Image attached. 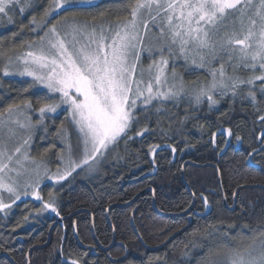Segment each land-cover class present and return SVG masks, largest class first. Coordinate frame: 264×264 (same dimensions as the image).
Here are the masks:
<instances>
[{
  "label": "trees",
  "instance_id": "1",
  "mask_svg": "<svg viewBox=\"0 0 264 264\" xmlns=\"http://www.w3.org/2000/svg\"><path fill=\"white\" fill-rule=\"evenodd\" d=\"M36 1L40 2L37 22H41L50 0ZM133 3L104 0L73 11L78 22L97 28L114 26L130 18ZM33 16L29 13L24 21L4 25L0 55L22 54L26 44L36 40ZM59 19L60 14L51 23ZM206 72V68L191 69L180 80L198 91L211 79ZM0 85V111L28 100L31 108L25 110L34 116L38 101L47 95L26 79L4 78ZM214 98L218 103L212 108L205 99L197 108L170 104V114L164 118L155 114L157 104L150 108L147 120L138 112L140 126L150 131L126 143L121 140L96 175L77 169L59 183L45 184L40 189L43 201L23 199L15 204L10 215L0 217V264H70L72 260L79 264H206L209 252L218 264H226V245L245 247L251 237L264 231V121L259 119L264 115V99L253 104L243 94ZM45 119L49 139L36 142L33 158L47 161L51 156L49 166L58 168L61 156L68 155V145L80 152L82 143L67 112ZM61 124L69 137L58 135ZM136 130L134 125L133 135ZM61 139L65 147H60ZM152 145L160 146L155 156L149 151ZM259 150L251 167L249 159ZM72 157L76 158L73 151ZM50 192L59 215L42 210ZM189 219L192 224L187 228ZM59 220L63 223L55 227ZM136 233L150 249L178 236L150 252Z\"/></svg>",
  "mask_w": 264,
  "mask_h": 264
},
{
  "label": "snow or ice",
  "instance_id": "2",
  "mask_svg": "<svg viewBox=\"0 0 264 264\" xmlns=\"http://www.w3.org/2000/svg\"><path fill=\"white\" fill-rule=\"evenodd\" d=\"M80 3L91 4L92 0H50L40 22V27L47 30L28 43L27 51L14 59L7 58L3 75L28 76L47 89V95L38 101L40 122L46 113H56L66 105L70 123L83 145V154L79 160L73 159L69 144L66 160L61 156L63 171L58 169L50 173L47 167L28 155L33 125L25 109L31 108V102L13 103L0 111V191L8 193L11 201L0 198V212L10 209L21 195L43 201L38 191L43 178L59 183L85 165L91 171L92 162L99 163L98 157H103L110 146L149 132L146 125L140 126L138 109L147 120L153 101L178 100L184 94L182 82L179 87L176 83L168 84L165 51L169 56L178 51L197 67H204L208 62L206 57L215 59L220 52L227 53L229 61L238 54L233 67L243 66L252 71L246 79L227 76L221 64L211 71L210 84L195 93L196 104L206 97L211 108L218 103L214 98L218 89L221 96L231 92L236 97L241 85L264 82V0H134L130 18L99 28L76 20L73 8ZM32 4L33 0H0V19L7 17L8 23H12L10 13L17 10L23 13ZM57 13L61 19L51 23ZM150 22L161 37L157 48L161 58L158 64L154 61L149 66V79L145 82L144 71L138 74L140 53L144 50L141 28L147 30ZM32 23H37L35 17ZM193 52L195 56H190ZM259 90L264 94V84ZM246 98L253 104L257 102L256 92L251 88ZM155 111H160L159 105ZM259 119L264 121V115ZM134 125L137 130L133 135ZM223 131L232 135L230 129ZM58 135L70 136L63 124ZM215 135L213 133V142ZM159 147L150 146V153L155 156ZM171 151L175 153L176 149L172 147ZM7 173H14L15 178ZM204 204H208L207 197H204ZM42 210L59 215L53 193L50 192L49 200L43 202ZM250 239L252 242L242 248L226 245V264H264V231ZM213 255L209 252L206 264H218L212 259ZM70 264L79 262L72 260Z\"/></svg>",
  "mask_w": 264,
  "mask_h": 264
},
{
  "label": "rangeland",
  "instance_id": "3",
  "mask_svg": "<svg viewBox=\"0 0 264 264\" xmlns=\"http://www.w3.org/2000/svg\"><path fill=\"white\" fill-rule=\"evenodd\" d=\"M101 1H104V0H92L91 4L80 3L78 5H75L74 7H84V6L94 5V4L99 3ZM38 11H40V2L39 1L37 2L36 0H33L32 6L27 8L25 10V12L20 13L17 10L15 13H10V15L12 16V23H8L7 17H3L2 19H0V30L5 27L4 25H6V26L11 25V24L15 25V24H17V23H19L21 21H24L28 17L29 13H34L33 17H35V19H37L38 18L37 17ZM58 14L59 13L54 14L55 17ZM36 21H38V19ZM62 23H63V21H62ZM32 25H33L34 29H36V30H34L35 34H33L32 37H34V36L38 37L39 35H43L44 31L47 30L46 28L44 29V28L40 27V22H37L36 24H32ZM58 27H60V25H58ZM99 27L100 26H98V28ZM37 34H38V36H37ZM221 34H223V29H221ZM141 35L143 36V48H144V50L140 53L138 74H139L140 70H143L144 71V80H145V82H147V80L149 79V73L147 71L149 69V66L152 65L154 61L158 64L159 61H160V58H161V53L159 51H157V48L159 47L160 42H161V37H160L158 29L156 27H154L151 22L149 23V26H148L147 30L141 28ZM30 38H31V36H30ZM36 40H37V38H36ZM29 42H31V41H29ZM28 43L26 44L27 50H28V47H27ZM173 47H176V46H173ZM149 49L151 51H149ZM138 51H139V49H138ZM19 54H20L19 52L14 54L13 59ZM6 55L7 54L5 52H2L1 55H0V82H1V79L3 80L4 78L5 79H10V80H12V79H16V80L26 79V80L32 81L34 83L35 87L36 88L38 87L40 89V91L42 90V91H45L47 93V89H45L41 85L35 83L31 77L20 76V75H15V74L9 75V76H4L3 75V67L7 63V61L5 62L4 59L8 58V57H5ZM163 55H164V58L168 59V65H167V67L165 69L166 75L168 77V84L171 85L172 83H176L178 87H179V85L181 83V80H180L181 74L183 72H187L188 70L190 71L191 69L192 70H201L203 68H206L207 75L209 77H211V79H209L208 84L200 85V86H202L201 88H204V87H206V86H208L210 84V82L212 80L211 71L213 69H218L221 64L224 65L225 72H226L227 76L236 75V76H239L241 78L246 79L249 75L252 74V71L250 69L244 68L243 66H236L235 68L233 67V65H235L237 63L236 55H238V54H234L233 55V59L231 61H229V59H228V54L224 53V52L218 53L217 58H215V59H212L211 57H206L208 62L205 64L204 67H197L196 65H194L192 63V60L190 58L189 59H185V57L181 56L178 51L176 52L175 55H172V56H169L168 52L165 51L163 53ZM190 56H195V53L194 52L190 53ZM196 59L198 60L199 57L197 56ZM155 71H156V69L153 67L152 68V72L155 73ZM173 72L175 73V77H173ZM256 74H259V70H257ZM261 84H264V82L256 81L255 85H241L240 89H238L239 94L236 97H239L242 94L245 97H247V90L251 88L253 91L256 92L257 102H258L259 98L264 99V94H262L260 92V90H259V86ZM183 88H184V94L181 95L178 98V100L153 101L152 106H154L155 104L160 106V111L159 112L155 111L156 112L155 114L158 117L164 118V116L166 117V116H168L170 114L169 113V107L171 106L170 104H172L174 106L175 105H179V106L184 105L186 107H189L190 105H195V108H197L199 106L198 104H196L195 98H194L195 93L197 92V90L195 88H187V87H185L184 84H183ZM0 89H1V85H0ZM228 95L233 97L231 92H228L227 95L221 96L219 89L214 93V96H216L217 98H224V97H227ZM203 99H205V101H208L206 97L202 98V100ZM247 99L250 100V98H247ZM257 102H256V104H257ZM152 106H150V108ZM66 108H67L66 105H62L57 110L56 113H46L42 122H40L39 111L34 116H31L29 111L25 110L27 115L31 117V121H32V125H33L31 130H30L31 139L29 141V145H28V148H27L28 155H29L31 160H35L36 162L41 163L43 166L47 167V169L49 170L50 173H56V171L58 169L60 171H63V169H64V161H61V166L56 168V167H54L52 165L49 166L50 162H52V164H53V160H52V158H50L51 156H49V159H47L48 162L44 161L42 159L37 160V159L33 158L35 156V154H34V152H35V144H36V142L38 140H41V141L42 140H45V141L47 140L48 141V139H49V126H48V124L46 122V119H45L46 116L47 115H52V116L53 115H57L60 112H67L69 114V112L66 110ZM138 112H139V109H138ZM0 134H2V133H0ZM63 142H64V140H62V139L59 141L60 147H65V146H63V144L65 142L64 143ZM70 145H71V150L73 151V153L75 154V157H76V158L73 157V159L79 160L81 158L82 154H83V145L81 147V151L80 152H77L76 148H74V146H72V144H70ZM115 147L116 146H110L108 151L104 153L103 157H98L99 163L93 161L92 165H91V167H92L91 171H89V166L88 165H85L83 168H80V169H83V171L86 174L89 172L92 176L96 175L97 170L102 167V165L104 164L105 160L108 158L109 154L111 153V151ZM66 158H65V160H66ZM28 167L31 168L32 165L29 163ZM41 171H43V168L41 169ZM7 175L8 176H12L13 178H15V174L14 173H7ZM21 181H23V178H21ZM48 183H54V181L49 180L47 177L43 178L40 181L38 191L40 192V189L45 184H48ZM20 190H21V192L23 191L22 188ZM29 191H31V190L29 189ZM0 198H3L5 200V202H11L10 198H9V194L6 193V192L0 191ZM23 199L26 200V199H34V198L31 195H28V196L21 195L20 200L16 201L15 204H17L18 202H21V200H23ZM15 204H13L10 209H6L4 212H0V217L1 218H6L7 215H10L11 212L14 210L13 208L15 207ZM258 242L259 241H257V243Z\"/></svg>",
  "mask_w": 264,
  "mask_h": 264
},
{
  "label": "water",
  "instance_id": "4",
  "mask_svg": "<svg viewBox=\"0 0 264 264\" xmlns=\"http://www.w3.org/2000/svg\"><path fill=\"white\" fill-rule=\"evenodd\" d=\"M261 151V150H260ZM260 151H258L257 153H259ZM255 155H252L251 157H250V159H249V165L251 166V167H253V165L251 164V160L253 159V157H254ZM187 166V165H186ZM185 166V167H186ZM220 179V178H219ZM195 203V202H194ZM194 205L195 204H193V206H192V208L190 209V211H192L193 210V208H194ZM235 207H236V205H235ZM235 207H234V209H235ZM234 209H232V211H234ZM191 220L192 219H189V225H188V227L187 228H189L190 226H191ZM63 223V220H59L57 223H56V225H55V227L56 226H58V225H60V224H62ZM187 228L185 229V230H183L182 231V233L183 232H185L186 230H187ZM136 235L139 237V239H140V241H141V243H142V245H143V247L146 249V250H148V251H150V252H156V251H159V250H161L162 248H164L167 244H169L174 238H176L177 236H175L174 238H172V239H170L164 246H162V247H160V248H156V249H150V248H147L146 246H145V244L143 243V241H142V239L140 238V236L136 233ZM112 248V247H111ZM106 251H108V250H106ZM127 255H128V251H126V257H127ZM124 260V259H123ZM123 260H120L119 262H122Z\"/></svg>",
  "mask_w": 264,
  "mask_h": 264
},
{
  "label": "flooded vegetation",
  "instance_id": "5",
  "mask_svg": "<svg viewBox=\"0 0 264 264\" xmlns=\"http://www.w3.org/2000/svg\"><path fill=\"white\" fill-rule=\"evenodd\" d=\"M262 150V149H261ZM260 151V150H259ZM257 154V152L256 153H254L253 155H256ZM254 158V157H253Z\"/></svg>",
  "mask_w": 264,
  "mask_h": 264
},
{
  "label": "bare ground",
  "instance_id": "6",
  "mask_svg": "<svg viewBox=\"0 0 264 264\" xmlns=\"http://www.w3.org/2000/svg\"><path fill=\"white\" fill-rule=\"evenodd\" d=\"M192 222V221H191ZM192 224V223H191Z\"/></svg>",
  "mask_w": 264,
  "mask_h": 264
}]
</instances>
